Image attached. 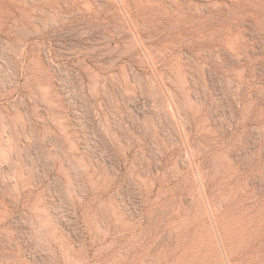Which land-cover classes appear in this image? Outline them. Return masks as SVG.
Masks as SVG:
<instances>
[{
	"label": "rangeland",
	"instance_id": "374dc122",
	"mask_svg": "<svg viewBox=\"0 0 264 264\" xmlns=\"http://www.w3.org/2000/svg\"><path fill=\"white\" fill-rule=\"evenodd\" d=\"M0 264H264V0H0Z\"/></svg>",
	"mask_w": 264,
	"mask_h": 264
}]
</instances>
